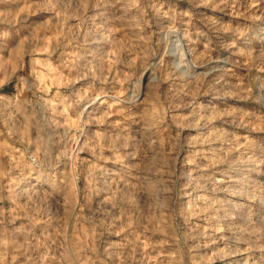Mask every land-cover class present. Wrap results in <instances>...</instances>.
<instances>
[{"label": "clouds", "instance_id": "1", "mask_svg": "<svg viewBox=\"0 0 264 264\" xmlns=\"http://www.w3.org/2000/svg\"><path fill=\"white\" fill-rule=\"evenodd\" d=\"M0 264H264V0H0Z\"/></svg>", "mask_w": 264, "mask_h": 264}]
</instances>
